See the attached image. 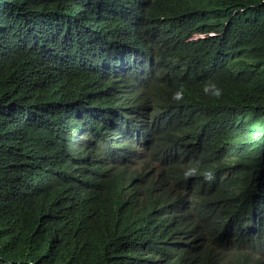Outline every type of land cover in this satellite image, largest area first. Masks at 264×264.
<instances>
[{
    "label": "trees",
    "instance_id": "1",
    "mask_svg": "<svg viewBox=\"0 0 264 264\" xmlns=\"http://www.w3.org/2000/svg\"><path fill=\"white\" fill-rule=\"evenodd\" d=\"M121 35L163 67L148 88L150 138L138 156L158 187L122 220L82 230L50 215L45 197L56 132L84 134L71 117L80 98L22 75L56 61L48 79L64 81L79 75L77 58L91 72ZM86 118L119 128L92 109ZM63 184L96 197L84 167ZM174 186L188 196L197 248L155 211ZM0 264H264V0H152L111 20L85 0H0Z\"/></svg>",
    "mask_w": 264,
    "mask_h": 264
},
{
    "label": "clouds",
    "instance_id": "2",
    "mask_svg": "<svg viewBox=\"0 0 264 264\" xmlns=\"http://www.w3.org/2000/svg\"><path fill=\"white\" fill-rule=\"evenodd\" d=\"M149 1L152 0H85V4L98 18L111 20L126 6L138 7ZM120 38L123 41L118 52L91 72L86 70L82 59L77 58L79 75L64 81L48 79L56 61L41 75L26 72L22 75L23 79L37 77L48 85L45 91L53 88L59 94L66 90L69 94L76 92L80 98L76 101L77 111L71 113V117L83 125L84 134L74 133L66 127L56 132L60 144L55 156L50 157L52 180L45 197L50 215L68 223H80L82 230L94 225L100 227L108 219L122 220L134 208L148 205L158 187L153 171L145 167L147 163L140 161L138 156L140 148L150 138L146 129L151 130V127L145 123H152L146 100L148 88L155 74L164 75L162 63L154 52L148 55L135 49L124 35ZM127 56H132L133 65L126 61ZM195 101L202 105L207 99L196 95ZM89 109L118 125V130L88 120ZM80 166L95 182L96 197L63 184L75 176L76 168ZM125 169L135 172L134 180L124 173ZM174 192L177 196L170 203L155 210L159 221L175 234L176 239L185 238L191 247L197 248L199 232L188 220V196L177 186H174Z\"/></svg>",
    "mask_w": 264,
    "mask_h": 264
}]
</instances>
